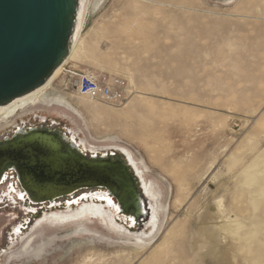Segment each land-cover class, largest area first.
I'll list each match as a JSON object with an SVG mask.
<instances>
[{
	"label": "rangeland",
	"instance_id": "374dc122",
	"mask_svg": "<svg viewBox=\"0 0 264 264\" xmlns=\"http://www.w3.org/2000/svg\"><path fill=\"white\" fill-rule=\"evenodd\" d=\"M81 35L84 47L68 65L121 77L128 92L119 106L97 101V114H86L95 127L78 113L76 124L95 144L138 151L151 170L146 176L164 190L168 212L155 243L140 253L104 229L106 238L66 239L46 227L48 235L39 232L27 251L22 242L3 264H264V0H105L88 10ZM70 82L60 74L53 87L75 97ZM39 100L17 111L50 107ZM27 117L76 128L44 110ZM119 152L113 155L124 161ZM251 173L257 181L249 185ZM132 184L141 193L135 176ZM217 198L241 223V239L222 240L209 211ZM27 215L21 207L0 206V254L13 228L25 224L27 233L39 219L27 222ZM147 220L128 230L149 232ZM168 230L172 238L159 250Z\"/></svg>",
	"mask_w": 264,
	"mask_h": 264
},
{
	"label": "flooded vegetation",
	"instance_id": "af4514ba",
	"mask_svg": "<svg viewBox=\"0 0 264 264\" xmlns=\"http://www.w3.org/2000/svg\"><path fill=\"white\" fill-rule=\"evenodd\" d=\"M47 106L50 107H27L19 111L15 110L10 115V121L4 123L3 120L0 121V130L4 129L0 133V206L12 205L23 208L28 213L27 222H30L34 217L38 216L39 218L42 213L43 215H48L52 212L67 209L73 210L75 209L73 206L76 204L81 206L88 203H101L110 206L106 208L97 204L101 206L106 216L113 219L117 225L128 227L134 223V227H136L138 220L145 221L150 217V225L156 224L157 218L159 219V229L165 212H168V206L167 204L163 205L164 190L162 187L155 178L146 176L150 170L145 168L141 161L136 160L131 155L134 153L130 152L129 149L128 151L120 146L91 142L76 124L74 114L69 111L73 119L63 112L64 107L55 104ZM58 107L63 110H59ZM42 110L67 119L76 128L69 129L65 127L60 130L54 125L49 126L45 118L38 119V123L35 119V122H32L31 117L22 118L30 113ZM55 123L53 122V124ZM80 133L83 136L81 138L78 136ZM112 148L117 151H112ZM118 151H120L119 154H125L124 161L113 155ZM127 159L132 166H126V177L128 178L129 175L133 180L134 173L137 175L135 176L139 179L138 185L140 181L152 212H150L146 201L142 205L139 203L142 194L139 191L137 192L129 178L122 182L120 179L113 177L112 174H110L106 185L103 187H81L77 191L80 192L79 195L74 192L62 197L57 194L55 197H49L53 193L69 190L79 183L82 185L84 180L95 178L104 180L106 176H109L108 174L100 173L92 178L89 169L93 167V164L106 166L111 169L116 168V166L122 168V164L126 165L128 163ZM117 160L120 163H117ZM158 179L161 180L160 178ZM163 183L165 184V182ZM36 189L41 190V192L32 191ZM91 197L92 202L90 201ZM60 206L67 208L58 209L57 207ZM1 215L3 216L2 213ZM25 227H27L25 224H20L19 228L12 229L8 236L9 246L0 254V264H3L2 260L13 252L18 245L22 242L24 244L31 235H35L42 230L40 227L44 228L42 233L47 229V226L42 225L29 235L32 226L27 233L23 232ZM95 229L94 231L100 232L98 228L95 227ZM144 233L147 234L149 232L145 231ZM43 235L48 234L43 233ZM122 238L143 242L150 240V238L142 239L129 236H123ZM34 242L35 239L28 241L23 247V251H27V247Z\"/></svg>",
	"mask_w": 264,
	"mask_h": 264
},
{
	"label": "water",
	"instance_id": "95a60500",
	"mask_svg": "<svg viewBox=\"0 0 264 264\" xmlns=\"http://www.w3.org/2000/svg\"><path fill=\"white\" fill-rule=\"evenodd\" d=\"M78 7L79 0H0V106L42 86L62 66L70 52ZM118 162L120 163L119 160ZM127 162L126 165L122 164V168L116 166L113 169L93 164L89 169L92 178L100 173L109 176L104 180H84L82 185L79 183L49 197L70 195L81 187H103L110 174L125 182L126 166H132L128 159ZM128 178L132 182L129 175ZM139 189L142 191L139 203L142 205L146 201L150 208L140 181ZM32 191L41 192L39 189ZM90 201L92 202V197ZM97 204L110 207L107 204ZM149 222L150 217L143 226L150 229ZM120 226L129 231L128 228L134 227V223L128 227Z\"/></svg>",
	"mask_w": 264,
	"mask_h": 264
},
{
	"label": "bare ground",
	"instance_id": "6f19581e",
	"mask_svg": "<svg viewBox=\"0 0 264 264\" xmlns=\"http://www.w3.org/2000/svg\"><path fill=\"white\" fill-rule=\"evenodd\" d=\"M104 1L105 0H79V7H78V11H77V20L75 23L74 32H73L72 39H71L70 52H69L68 57L65 59L64 63L62 64V66L63 65L65 66L66 64H68V62L71 59H73L75 57V55L77 54V50L84 47V44L82 42L83 40L81 37L82 36L81 30H82L83 24L85 22L86 13L88 12V10L95 12L96 10L99 9V7L101 6V4ZM225 1L231 2L233 0H225ZM62 66H59L52 73V75L44 82V84L42 86L38 87L34 91H32V92H30V93H28L22 97L14 99L13 101H11L10 103H8L4 106H0V121L4 120V118H9V116L12 115V113L15 110H17L20 107L26 106L27 104H30L32 101H34L36 98H38L40 100L36 101L35 103H38L41 101L45 105L55 104V105L62 106L64 108L68 109L72 114L76 115L78 113L80 116H82V117L84 116L86 123H88L90 126L91 125L94 126V123L91 124V122L89 121L86 114H97V112H98L97 110L99 109V106H101L99 102L94 101V100L92 101V100H89L87 98L82 99L83 101H80V100H77V98H75L76 96L78 97V95H76L74 97L73 95L69 94L68 91H66L65 89H62L61 87H57V88L53 87L54 82L57 80V78L61 74ZM128 78H130V77H128ZM62 86H65V85H62ZM133 92H134V90H133ZM143 94H145V93H143ZM79 97H81V96H79ZM82 98H84V97H82ZM100 110L102 112L105 111L104 108H102ZM109 134L110 133L100 135V137H98V138H107L109 136ZM124 149H126V148H124ZM126 150H128V149H126ZM131 151L132 150H130V152ZM134 153L137 156H139L140 161L143 163L145 168L148 169V166L145 163V160L141 157V154L136 150H134ZM249 165H247L244 168L245 171L249 168ZM155 175L158 178H160L163 182H165L164 178H162L159 174H155ZM256 181H257V177L253 173L249 174L246 178V183L249 185L255 183ZM168 188H169V186H168ZM262 192H264V188H262ZM179 202H180V199H176L173 202V205L175 206V203H179ZM209 211L217 220L216 222H214V225L216 226V229L219 230V232L222 234V240H225L228 236L237 237L238 239H241L242 236L240 235V232H239V229L241 227V223L237 219H231L230 215H228V212L225 211V207L222 205L221 198L215 199V201L212 204V210L209 209ZM166 214H167V212H165L164 218H165ZM209 222L210 221L208 220L207 224H209ZM89 223H93L96 225L98 224L99 227H97L96 225L95 226H96V228L99 229L98 231H100V232L94 231V230H96L95 227L93 229L91 226L88 225ZM42 225L47 226L48 228L51 227V228H54L55 230H58V232L57 231L54 232L55 235H57L55 237L66 238V239L70 238V237L77 236V235L82 236L83 234H91V233L97 234L98 236H102V237L106 238V237H108V235L101 233V231L104 229L109 233L110 232L114 233L116 236L119 237L120 240H122V242H127V243L132 244V246L130 248H132L133 251H139L138 253H140L143 251V249L150 247L155 243L156 236H158V234L161 232V229L163 226V221L160 224V227L158 229L159 219L157 218L156 224L151 225L149 233H147V234H145L144 232H142V233H128L127 231L123 230L120 226H118L117 223H115L113 219H110L108 216H106V214L102 211V208L100 205L88 203V204H83V205H81L78 208H75L73 210L67 209V210L59 211V212H52L48 215H43L41 218L39 217V219L32 225L31 232L29 233V235L37 227H40ZM40 228L42 230L38 231L35 235H31L24 242V244L22 245V249L27 244L28 241H32L33 239H35L36 235L39 232L43 231L44 228L43 227H40ZM40 228H38V229H40ZM88 228H90L92 230H90ZM47 229L44 230V232H43L44 234H47V232H46ZM123 236H125V237H127V236L137 237V238H142V239L150 238V240H148L146 242L126 240V239L122 238ZM109 237H113V236L109 235ZM171 238H172L171 232H169V230H168L166 232L163 240L161 241V243H159L160 245L156 248H158L159 250L163 249L164 246H166L168 244V241ZM123 252H125V251H123ZM129 252H130V250H129ZM89 257H91V256H89ZM89 257L87 256V258H89Z\"/></svg>",
	"mask_w": 264,
	"mask_h": 264
},
{
	"label": "built area",
	"instance_id": "2783aa9c",
	"mask_svg": "<svg viewBox=\"0 0 264 264\" xmlns=\"http://www.w3.org/2000/svg\"><path fill=\"white\" fill-rule=\"evenodd\" d=\"M62 75L71 82L67 84L75 89L77 95L94 101H102L112 106L121 105L128 92L127 82L118 76L92 70L62 66Z\"/></svg>",
	"mask_w": 264,
	"mask_h": 264
},
{
	"label": "snow or ice",
	"instance_id": "6c2138e0",
	"mask_svg": "<svg viewBox=\"0 0 264 264\" xmlns=\"http://www.w3.org/2000/svg\"><path fill=\"white\" fill-rule=\"evenodd\" d=\"M109 202H111V201H109Z\"/></svg>",
	"mask_w": 264,
	"mask_h": 264
},
{
	"label": "trees",
	"instance_id": "16d2710c",
	"mask_svg": "<svg viewBox=\"0 0 264 264\" xmlns=\"http://www.w3.org/2000/svg\"><path fill=\"white\" fill-rule=\"evenodd\" d=\"M131 176V175H130ZM132 177V176H131Z\"/></svg>",
	"mask_w": 264,
	"mask_h": 264
}]
</instances>
